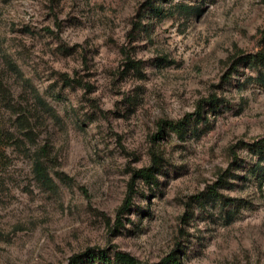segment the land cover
<instances>
[{
	"label": "rangeland",
	"instance_id": "1",
	"mask_svg": "<svg viewBox=\"0 0 264 264\" xmlns=\"http://www.w3.org/2000/svg\"><path fill=\"white\" fill-rule=\"evenodd\" d=\"M262 139L264 0H0V264H264Z\"/></svg>",
	"mask_w": 264,
	"mask_h": 264
},
{
	"label": "trees",
	"instance_id": "2",
	"mask_svg": "<svg viewBox=\"0 0 264 264\" xmlns=\"http://www.w3.org/2000/svg\"><path fill=\"white\" fill-rule=\"evenodd\" d=\"M258 58L257 54H248L246 56H243L241 59L245 61L249 60H255ZM211 102L216 101V99L211 98ZM216 105L215 102L213 104ZM197 115V119L202 118V108L199 107V110H197L195 113H188L183 119L181 120H160L159 121V131L162 133L163 131L170 130L172 132L177 133L180 137H184L187 132V127L189 124H191L193 121V116ZM264 143V139L260 140L257 144ZM159 164L158 160L155 157L154 158V164L147 167L142 168L139 170L140 176L146 180L148 183H155L157 181L156 174L159 170ZM36 172L39 177L43 179H47V172L45 167L43 166V163L41 161L36 162ZM129 205V200L126 201L125 206L123 209H126ZM114 258L110 257L108 254V251L105 249H88L87 251L77 254L71 258V264H140L139 262H136L131 255L125 252L115 251L113 254ZM177 259L176 256L170 255L168 256L163 262L157 263V264H166L171 259ZM114 259L115 262L112 261Z\"/></svg>",
	"mask_w": 264,
	"mask_h": 264
}]
</instances>
